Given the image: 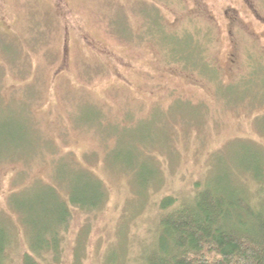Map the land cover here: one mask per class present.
I'll return each instance as SVG.
<instances>
[{"label":"rangeland","instance_id":"rangeland-1","mask_svg":"<svg viewBox=\"0 0 264 264\" xmlns=\"http://www.w3.org/2000/svg\"><path fill=\"white\" fill-rule=\"evenodd\" d=\"M254 166L264 0H0V225L9 216L14 262L68 194L92 198L94 176L104 198L71 208L44 264H136L162 196L235 184L254 202Z\"/></svg>","mask_w":264,"mask_h":264},{"label":"trees","instance_id":"trees-1","mask_svg":"<svg viewBox=\"0 0 264 264\" xmlns=\"http://www.w3.org/2000/svg\"><path fill=\"white\" fill-rule=\"evenodd\" d=\"M256 168L247 173L258 191L254 202L245 189L235 184H195L186 196H162L152 237L136 264H264V170ZM234 170L241 174V185L245 175ZM92 181L88 192L92 198L81 200L68 194L70 209L59 202L62 213L57 221L37 231L36 240L21 251L18 262L11 260V223L5 216L6 230L0 225V264H44L42 258L56 260L71 208L92 209L104 198L100 178L94 176ZM48 188L54 192L52 186Z\"/></svg>","mask_w":264,"mask_h":264}]
</instances>
